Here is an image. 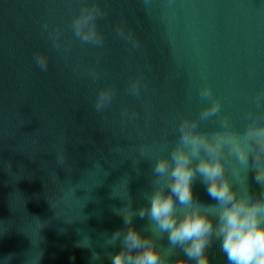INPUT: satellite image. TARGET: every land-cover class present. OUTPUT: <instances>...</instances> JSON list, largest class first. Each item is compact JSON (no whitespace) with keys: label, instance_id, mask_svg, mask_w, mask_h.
I'll list each match as a JSON object with an SVG mask.
<instances>
[{"label":"water","instance_id":"95a60500","mask_svg":"<svg viewBox=\"0 0 264 264\" xmlns=\"http://www.w3.org/2000/svg\"><path fill=\"white\" fill-rule=\"evenodd\" d=\"M96 2L101 46L73 35L85 0H0V264H90L93 250L102 257L96 264H111L119 245L105 248L103 236L123 226L112 208L129 198L133 208L146 203L152 165L168 154L161 146H173L179 121L211 102L199 96L202 86L241 131L250 110L264 115L255 101L264 89V0ZM46 22L60 29L59 48ZM121 25L138 47L117 36ZM37 53L47 55L46 71ZM138 75L136 96L128 88ZM107 86L113 100L98 112L96 96ZM132 111L135 118L122 115ZM218 126L214 117L200 130ZM142 145L149 155L141 156ZM249 182L259 189L252 173ZM194 192L214 203L199 183ZM134 223L143 229L147 220ZM159 243L167 247V236ZM209 253L212 264H227L219 242ZM183 256L176 248L169 258Z\"/></svg>","mask_w":264,"mask_h":264},{"label":"clouds","instance_id":"9594fccd","mask_svg":"<svg viewBox=\"0 0 264 264\" xmlns=\"http://www.w3.org/2000/svg\"><path fill=\"white\" fill-rule=\"evenodd\" d=\"M104 15L96 0H85L73 18V35L83 45L101 46L104 42L97 20ZM48 32L54 47H60V29L50 30L47 22L42 26ZM117 36L139 46L131 31L124 26L117 29ZM41 71L48 68L44 53L34 56ZM98 78L96 70L91 71ZM143 77L138 75L128 88L129 94L139 96ZM199 96L211 100L199 115L184 117L177 126L178 139L162 152L152 165L151 191L143 193L146 203L133 208L129 198L123 207L112 208L114 215L122 218L123 226L111 234H104V247L116 248L111 254V264H212L209 249L219 242L220 252L227 264H264V115L250 110L243 130L237 129L230 116L220 115L221 100L213 98L212 88L202 86ZM114 89L101 88L96 96L95 109L102 111L111 104ZM256 104H264V89L256 94ZM135 118L136 112H125ZM218 118L215 131L200 130L202 121ZM141 156L151 149L142 145ZM63 162V153L58 157ZM259 186L254 190L249 182ZM204 187L214 203L203 202L194 192V185ZM134 218L147 220L143 229L135 226ZM167 236L168 246L159 243ZM92 248L91 239L86 236ZM78 247H83L79 242ZM179 248L184 256L171 260L173 249ZM186 257V258H185ZM102 260L101 254L92 251L90 264Z\"/></svg>","mask_w":264,"mask_h":264}]
</instances>
